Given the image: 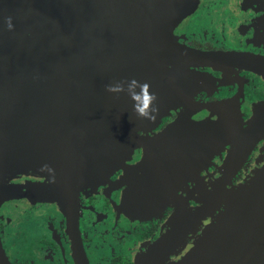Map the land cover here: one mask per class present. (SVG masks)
<instances>
[{"label":"flooded vegetation","instance_id":"1","mask_svg":"<svg viewBox=\"0 0 264 264\" xmlns=\"http://www.w3.org/2000/svg\"><path fill=\"white\" fill-rule=\"evenodd\" d=\"M176 32L177 66L148 89L155 118L132 108L108 126L128 135L124 153L88 163L70 143L76 157L5 176L23 188L0 191V264H175L247 195L264 171V0H203Z\"/></svg>","mask_w":264,"mask_h":264},{"label":"water","instance_id":"2","mask_svg":"<svg viewBox=\"0 0 264 264\" xmlns=\"http://www.w3.org/2000/svg\"><path fill=\"white\" fill-rule=\"evenodd\" d=\"M202 1L0 0V191L23 188L5 183L7 174L11 180L21 170L76 157L70 143L89 146L88 163H97L101 150L105 158L110 149L126 151V132L118 137L108 126L123 127L132 107L116 102L130 100L124 96L140 83L154 86L166 65L177 66L176 31ZM111 83L124 91L109 92ZM244 189L247 195L175 264H264V171Z\"/></svg>","mask_w":264,"mask_h":264},{"label":"clouds","instance_id":"3","mask_svg":"<svg viewBox=\"0 0 264 264\" xmlns=\"http://www.w3.org/2000/svg\"><path fill=\"white\" fill-rule=\"evenodd\" d=\"M8 27H13L11 18L8 20ZM132 84H136L137 80L131 78ZM131 87V86H130ZM109 92H123V86L120 83H111L106 85ZM149 85L146 82L140 83V90L138 92L131 91L130 99L132 100L133 111L138 115L147 119H154L157 107L153 105L155 100V93L149 92Z\"/></svg>","mask_w":264,"mask_h":264}]
</instances>
